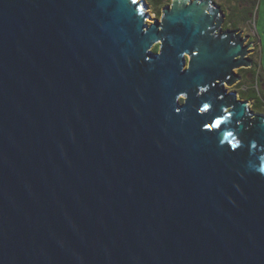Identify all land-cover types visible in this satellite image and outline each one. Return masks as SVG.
<instances>
[{
    "label": "water",
    "instance_id": "obj_1",
    "mask_svg": "<svg viewBox=\"0 0 264 264\" xmlns=\"http://www.w3.org/2000/svg\"><path fill=\"white\" fill-rule=\"evenodd\" d=\"M224 22L0 0V264H264V115L228 91L254 44Z\"/></svg>",
    "mask_w": 264,
    "mask_h": 264
},
{
    "label": "rangeland",
    "instance_id": "obj_2",
    "mask_svg": "<svg viewBox=\"0 0 264 264\" xmlns=\"http://www.w3.org/2000/svg\"><path fill=\"white\" fill-rule=\"evenodd\" d=\"M141 1V0H139ZM145 4L148 6V13L152 19H158L161 18V10L165 6H168L170 4V0H164L162 5L158 8H155L151 5L150 0H143ZM217 5L221 7V9L228 8V4L224 0H214ZM156 11V12H155ZM246 22L243 23V25L237 26V30H239L242 33V36H249L252 41H254V52L253 55H250L249 58H251L254 62V67L249 69H242L237 70L236 73L240 76V79L243 78L239 83H236L234 86L228 88L229 92H235L237 95V98L241 101H245L241 98L240 92L243 90H247L252 86L253 76L251 73L257 72V75L259 76V81L262 80V83H258L260 85V89L264 96V0H256L254 4L253 10L250 11L249 15H245ZM148 24L151 23L150 21L147 22ZM223 31L225 30V26L223 24L222 26ZM231 30V29H230ZM156 49L158 50V45H155L153 47V51ZM154 51V52H156ZM247 76H249L247 78ZM255 77V76H254ZM247 78V80H245ZM258 79V78H257ZM256 79V80H257ZM248 87V88H247ZM243 89V90H242ZM243 91V92H245ZM249 103L250 109L254 113H259L264 115V108L262 111H258L254 109V103L253 100L247 101ZM261 103L264 105V100H261Z\"/></svg>",
    "mask_w": 264,
    "mask_h": 264
},
{
    "label": "trees",
    "instance_id": "obj_3",
    "mask_svg": "<svg viewBox=\"0 0 264 264\" xmlns=\"http://www.w3.org/2000/svg\"><path fill=\"white\" fill-rule=\"evenodd\" d=\"M228 4V8L223 9V12L226 14V19L224 22L225 30L236 29L237 26L243 25L246 22L245 15H249L250 11L253 10L254 4L256 0H224ZM151 5L155 8H158L162 5L164 0H150ZM156 12V11H155ZM156 51V49H154ZM253 76L252 86L248 88L245 92L241 91L240 96L245 101L253 100L254 109L258 111H262L264 105L261 103V100H264V96L262 94L263 91L260 89V85L258 83H262V80L259 81V76L257 72H252ZM255 76V77H254ZM258 78V79H257ZM257 79V80H256ZM264 85V84H263Z\"/></svg>",
    "mask_w": 264,
    "mask_h": 264
},
{
    "label": "flooded vegetation",
    "instance_id": "obj_4",
    "mask_svg": "<svg viewBox=\"0 0 264 264\" xmlns=\"http://www.w3.org/2000/svg\"><path fill=\"white\" fill-rule=\"evenodd\" d=\"M225 19H226V14H225ZM232 30H234V29H232ZM249 42H252V43H254V41H252V39H251V38L249 39ZM253 52H254V51H253ZM251 55H253V53H252ZM251 60H252V59H251ZM252 62H253V60H252ZM253 67H254V62H253V65H252V67H251V68H253ZM251 68H250V69H251ZM250 69H249V70H250ZM241 70H242V69H241ZM243 70H244V69H243ZM248 77H249V76H247V78H248ZM247 78H246L245 80H247ZM242 79H243V78H241V79H240V81H241Z\"/></svg>",
    "mask_w": 264,
    "mask_h": 264
}]
</instances>
